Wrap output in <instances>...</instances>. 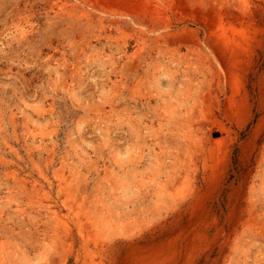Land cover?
I'll use <instances>...</instances> for the list:
<instances>
[{
  "label": "rangeland",
  "instance_id": "1",
  "mask_svg": "<svg viewBox=\"0 0 264 264\" xmlns=\"http://www.w3.org/2000/svg\"><path fill=\"white\" fill-rule=\"evenodd\" d=\"M91 1L0 0V237L36 258L45 207L78 235L86 192L124 231H156L168 264H264V0H166L155 15L144 0ZM113 19L126 24L107 41ZM150 29L168 35L138 41ZM136 177L141 191L116 199L112 184ZM59 184L77 195L70 210ZM66 227L49 264L130 255L115 232L74 245Z\"/></svg>",
  "mask_w": 264,
  "mask_h": 264
},
{
  "label": "bare ground",
  "instance_id": "2",
  "mask_svg": "<svg viewBox=\"0 0 264 264\" xmlns=\"http://www.w3.org/2000/svg\"><path fill=\"white\" fill-rule=\"evenodd\" d=\"M95 1V0H94ZM101 1V0H99ZM103 1V0H102ZM108 1V0H106ZM119 1V0H117ZM138 1V0H137ZM143 1V0H142ZM90 2H92L90 0ZM98 2V0H97ZM105 2V1H104ZM123 2V0H122ZM121 2V4H122ZM127 2V1H126ZM125 2V3H126ZM136 2V1H135ZM134 2V3H135ZM145 3H143V5H147L146 6V10L149 11L151 10L152 13L155 15L157 14L158 12L160 13V11H162V8L164 7L166 9V6H168V3L169 2H166V0H144ZM120 3V1H119ZM124 3V2H123ZM128 3H131V2H127ZM172 3V1H171ZM133 4V3H132ZM132 4H130L132 6ZM140 4V3H138ZM142 4V3H141ZM97 5V3H96ZM98 6V5H97ZM129 5H127L126 7H128ZM137 6V5H136ZM141 7H143L142 5H139ZM132 8V7H131ZM136 9V8H135ZM134 10V9H133ZM138 10V9H137ZM145 10V11H146ZM165 12V11H164ZM160 15V14H159ZM86 17V15L84 16H81L79 17V21H83L84 18ZM131 18V17H130ZM121 20V19H120ZM76 22V21H75ZM91 23V22H90ZM102 23V28H104V22H101ZM112 25L110 26V31H105L104 35H105V38L107 41H111L113 39L112 37V34L111 32L114 30H120V25L122 24H126V22L124 20L122 21H118V20H112L111 21ZM134 26V25H133ZM136 27V25H135ZM109 29V28H108ZM165 29H167L165 27ZM160 30H151L149 31V34H144L143 35V38L138 39V41H147V40H150L151 39V34H158L157 37H156V41H160L161 38L164 36H167L168 35V32L167 31H164L165 34L164 35H161ZM121 32V31H120ZM101 33V32H99ZM151 33V34H150ZM98 35V34H97ZM100 37V36H99ZM104 38V39H105ZM139 43V42H138ZM195 45H193L192 47L194 48H189L188 47V53L186 55H183V59L186 58L188 56V54H190V52L194 49L195 50V46H196V43H194ZM179 50V49H178ZM177 50V52H179ZM192 51L191 54L194 55L196 52L198 51ZM194 52V54H193ZM180 53V52H179ZM195 56V55H194ZM197 56V55H196ZM201 58V57H200ZM150 91V90H149ZM91 106V105H90ZM100 107V106H99ZM95 109V108H94ZM93 110V109H92ZM96 113V112H95ZM174 114V112H173ZM172 113L169 115H173ZM175 115V114H174ZM168 116V117H169ZM177 117V116H176ZM172 118V117H171ZM170 118V119H171ZM173 119V118H172ZM166 120V119H165ZM153 121V120H152ZM171 121V120H170ZM178 121V120H177ZM175 125L177 123H174ZM189 132L188 130H185L184 132L179 130L177 133H176V137H178L179 140H182L184 141L185 138L188 136ZM141 148V147H140ZM141 151H143L141 149ZM122 160V159H120ZM119 160V161H120ZM118 162V161H117ZM120 163V165L122 166L123 164L122 161L121 162H118ZM126 164V163H125ZM124 164V165H125ZM77 167V166H76ZM123 167V166H122ZM162 169V168H161ZM160 169L156 172V178L153 179V182L157 181V179H159L160 177ZM8 175V174H7ZM177 175V174H176ZM139 176H141V174H139ZM151 176V175H150ZM7 177V176H6ZM127 177V176H126ZM48 178V177H47ZM65 178V177H64ZM70 178V177H68ZM173 176H168V179H167V182H172L173 181ZM122 179V178H121ZM126 179V178H125ZM141 179V177H140ZM151 179V178H149ZM80 180V179H78ZM108 180V179H107ZM127 180V179H126ZM138 178L136 177L135 179H132V182H131V179H129L128 181H123V182H116L114 185L112 184L111 188L113 189L114 191V197L120 201H122L123 199H125V197L127 196V194H129V192L131 191H134L136 192V190L138 192L141 191V186L138 185V182H137ZM84 181V180H83ZM112 181V180H111ZM194 189L192 190V193L190 195V198H189V201H188V204H194L196 202H198L199 200V193H200V186H199V182H197L196 180V177H195V180H194ZM63 182V181H62ZM60 181V183H62ZM115 182V181H114ZM145 182H148V181H145ZM89 183V182H88ZM144 183V182H143ZM4 184V183H3ZM83 184V183H82ZM147 184V183H146ZM72 185V184H71ZM164 185V184H163ZM165 186V185H164ZM15 187V185H14ZM65 187V186H64ZM62 186V184H59V188H60V191L62 192H66L67 196H66V200L63 202V206L67 208V210L71 209L69 207L70 203H69V200L72 198H74V196H77L76 194L74 193H71L69 192L70 190H68V187L67 188H64ZM75 187V186H74ZM78 187V186H77ZM169 187V186H168ZM83 188V187H82ZM72 189V188H71ZM38 190V189H37ZM68 191V192H67ZM178 191V190H177ZM35 193V192H34ZM59 193V192H58ZM132 194V193H131ZM25 195V194H24ZM79 195V194H78ZM37 196V195H36ZM93 196V195H92ZM135 196V194H134ZM139 196V195H137ZM148 194L145 193V197H147ZM156 196L157 198L159 199L160 198V191L156 192ZM25 197V196H24ZM31 197V196H30ZM94 197V196H93ZM16 198V197H15ZM33 198V197H31ZM98 199L100 198L99 196L97 197ZM133 198V197H131ZM136 198V197H135ZM7 199V198H6ZM75 199V198H74ZM83 201L81 202V206L79 207L80 210L82 212L81 215L83 217V219L81 218V216H78L79 217V222H78V227H79V232H78V235H74L72 234V232L67 229L66 227V222H64L63 220V217H61L59 215V212H56V211H52L51 208L49 206H46L45 208H47L48 213H50V215L48 214V222H49V226L51 227L50 231L47 232L46 235H44V237L42 238L43 241H42V244L40 245L39 248H37V254H36V258H32L30 257L28 251L22 249V247H19L18 245H16L15 243L10 242L8 241L7 239L3 238V237H0V264H49L51 261H52V256L54 255V253L56 252V249H58L57 247L58 246H61L62 243L65 241L63 239L64 236H61L60 235V229H62V227H66V228H63V230H65L64 234H65V237L67 236V239H70L72 240V244L76 245L77 242H80L81 239H83V235L84 233H89V232H95V233H105L106 235L107 234H111V233H114L115 234H111L109 236V239H110V244L112 246V249L116 250V251H127V254H130L127 258V260L125 262H123L122 264H168V261H167V258L164 257V254H163V248H164V245L163 243H161V241L159 242L157 240V233L156 231H153V232H150L146 237L145 235L142 236V235H136L134 233H130L129 230L124 231V226L122 225H114L116 223L113 224V222L111 220H109L107 217L103 216L102 215V210L97 207L99 205H97L96 201H94L91 197V194H87L86 192L82 195V198H81ZM142 199V198H140ZM97 200V199H95ZM101 198L98 200L100 201ZM126 200V199H125ZM13 201V200H12ZM26 201V200H25ZM44 201V200H43ZM62 201V200H61ZM81 201V200H80ZM14 202V201H13ZM17 202V201H15ZM73 202V201H72ZM22 201L20 202L19 205H21ZM35 203V202H34ZM100 203V202H99ZM128 203V201H127ZM26 204V203H25ZM24 204V205H25ZM30 204V203H29ZM41 204V203H40ZM78 204V203H77ZM76 204V206H77ZM102 204V203H101ZM142 204V203H141ZM27 206V205H26ZM32 206H33V203H32ZM35 206V205H34ZM39 206V205H38ZM111 206V205H110ZM125 206V205H124ZM20 207V206H19ZM113 207V206H112ZM57 208V207H56ZM124 208V207H123ZM44 209V208H43ZM64 209V208H63ZM108 209V208H107ZM112 210V208H110ZM154 209V208H153ZM201 209V208H200ZM29 210V209H28ZM109 210V209H108ZM116 210V209H114ZM113 211V210H112ZM119 211V210H118ZM19 212V211H18ZM24 211H22L23 213ZM64 212V211H63ZM67 212V211H66ZM140 212V211H139ZM142 213V212H141ZM19 214V213H17ZM67 214V213H66ZM71 214V213H70ZM111 214V213H110ZM121 212H115L113 214L112 217H116V220L117 217H121ZM130 214V213H128ZM126 217L127 215L124 214ZM122 215V216H124ZM65 216V215H64ZM25 217V216H24ZM23 217V218H24ZM69 217V216H68ZM73 218V217H72ZM66 220V219H65ZM85 220V221H83ZM18 221V220H17ZM24 221V220H23ZM31 222V221H30ZM225 222V221H224ZM28 224V223H27ZM46 224V223H45ZM134 224V222H133ZM18 225V224H17ZM31 225V224H30ZM143 225V224H142ZM45 226V225H44ZM126 226L129 227V224H127ZM227 226V225H226ZM229 226V225H228ZM224 227V226H223ZM8 230V229H7ZM228 230V229H227ZM231 230V229H230ZM229 230V232H230ZM11 230H9L8 232H10ZM24 233V232H23ZM6 233H4L5 235ZM15 234V233H14ZM19 234V233H17ZM32 234V233H31ZM10 235V234H9ZM41 235V234H40ZM39 234L37 233H34L32 236H28V235H24L23 238L24 240H26L27 242H32V243H37L39 242V239L41 238ZM99 235V234H98ZM224 232L222 231L220 233V236H222V238H224ZM7 235H5L6 237ZM21 236V235H20ZM43 236V235H42ZM107 236V237H108ZM248 237V236H247ZM12 238V236H11ZM15 239V238H14ZM17 240V239H15ZM21 240V239H20ZM223 241V240H222ZM221 241V242H222ZM22 242V241H21ZM220 242V240H219ZM17 243V242H16ZM22 244V243H21ZM25 244V243H24ZM64 244V243H63ZM81 244V243H80ZM91 244V243H90ZM20 245V244H19ZM33 246V245H32ZM39 246V244H38ZM24 248H26L25 246H23ZM37 247V246H36ZM28 248V247H27ZM34 248V247H33ZM32 248V249H33ZM78 248V247H77ZM224 248V246H223ZM93 250V249H92ZM95 250V249H94ZM101 250V249H100ZM95 253V252H94ZM99 253V252H98ZM104 253V252H103ZM242 254V253H241ZM101 255V254H100ZM105 255V254H104ZM83 257V256H82ZM70 259V258H69ZM84 259V257H83ZM206 264H209L210 263V256H207L206 259ZM81 261L79 260V257H75V260H74V263L75 264H79ZM237 264V263H236Z\"/></svg>",
  "mask_w": 264,
  "mask_h": 264
}]
</instances>
